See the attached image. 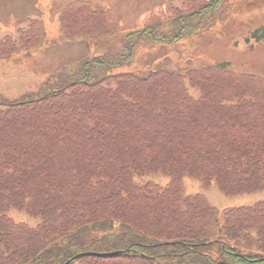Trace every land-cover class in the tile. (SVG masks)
Instances as JSON below:
<instances>
[{
	"label": "trees",
	"instance_id": "16d2710c",
	"mask_svg": "<svg viewBox=\"0 0 264 264\" xmlns=\"http://www.w3.org/2000/svg\"><path fill=\"white\" fill-rule=\"evenodd\" d=\"M183 4L169 2L117 48L30 95L0 96V264H64L85 252L96 255L71 264H264V201L220 211L185 185L264 190V80L242 79L229 62L122 71L141 47L199 34L235 5ZM93 6L83 3V20L107 18V6ZM250 38L263 39L264 25ZM27 46L0 40V60ZM140 173L169 180L140 186Z\"/></svg>",
	"mask_w": 264,
	"mask_h": 264
},
{
	"label": "rangeland",
	"instance_id": "374dc122",
	"mask_svg": "<svg viewBox=\"0 0 264 264\" xmlns=\"http://www.w3.org/2000/svg\"><path fill=\"white\" fill-rule=\"evenodd\" d=\"M50 1L0 0V37L17 36L21 19L33 18L34 15L44 19L48 35L46 46L38 50H31L32 46H30L29 51H19V54L9 60H0V96L13 99L30 95L37 91L51 72H56L63 66L72 65L85 55L101 54L109 48L103 44L100 45V42L97 45L91 44L96 43L94 40L98 39L85 40L90 43L89 45L81 40L75 44L58 43V37L61 35L58 16L54 19L55 11L58 8L51 6ZM57 1L62 7L66 0ZM93 1L105 2L115 7L120 15L124 31H128L138 29L146 24L147 12L158 0ZM234 3L233 11L226 21L219 22L207 28L202 34L183 40L175 46L153 48L147 54L139 55L136 63L130 69L145 70L154 64L156 67H167L169 64L170 66L177 64L182 67H198L204 62L211 64L219 60H228L231 63L232 73L244 75L242 79L254 80L258 77L264 80V41L250 46L245 43V38L242 36L247 30L264 23V0H234ZM68 16L70 17L69 14ZM90 19L92 24L89 25L88 33H94L93 36L96 38L103 37V33L108 28L103 24L104 18L90 17ZM90 27H94V29H90ZM43 38L44 35L32 45L35 46L38 41L42 42ZM261 87L263 90L264 86ZM191 92L194 95H199L197 88H191ZM161 177L166 182L169 180V177L163 173H140L136 176L135 182L142 186L150 180L161 181ZM185 185L188 193H195L194 190L197 187L204 189L199 181L198 185L194 182V177H187ZM206 190H208L206 195L210 202L221 211L264 201V190L235 197L225 196L216 184ZM8 214L15 220H18L17 218L28 220L30 217L33 222H27L32 225L38 221V218L29 216L25 211L12 209Z\"/></svg>",
	"mask_w": 264,
	"mask_h": 264
},
{
	"label": "water",
	"instance_id": "95a60500",
	"mask_svg": "<svg viewBox=\"0 0 264 264\" xmlns=\"http://www.w3.org/2000/svg\"><path fill=\"white\" fill-rule=\"evenodd\" d=\"M83 255H88V254H82V255H79V256H83ZM79 256H78V257H79ZM66 264H68V263H66Z\"/></svg>",
	"mask_w": 264,
	"mask_h": 264
}]
</instances>
